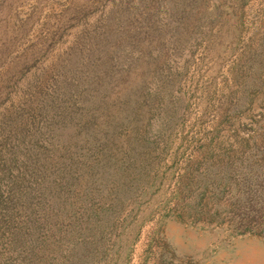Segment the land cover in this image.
<instances>
[{"label":"rangeland","instance_id":"1","mask_svg":"<svg viewBox=\"0 0 264 264\" xmlns=\"http://www.w3.org/2000/svg\"><path fill=\"white\" fill-rule=\"evenodd\" d=\"M0 264H264V0H0Z\"/></svg>","mask_w":264,"mask_h":264}]
</instances>
